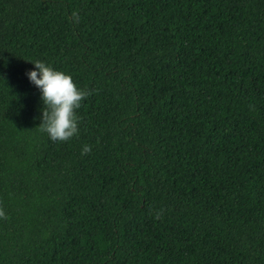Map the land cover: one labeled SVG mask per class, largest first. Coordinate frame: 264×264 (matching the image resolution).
Instances as JSON below:
<instances>
[{
    "label": "trees",
    "instance_id": "obj_1",
    "mask_svg": "<svg viewBox=\"0 0 264 264\" xmlns=\"http://www.w3.org/2000/svg\"><path fill=\"white\" fill-rule=\"evenodd\" d=\"M0 264H264V0H0Z\"/></svg>",
    "mask_w": 264,
    "mask_h": 264
},
{
    "label": "clouds",
    "instance_id": "obj_2",
    "mask_svg": "<svg viewBox=\"0 0 264 264\" xmlns=\"http://www.w3.org/2000/svg\"><path fill=\"white\" fill-rule=\"evenodd\" d=\"M25 70L26 79L39 92L40 130L53 141H66L77 133L75 109L88 93L78 88L70 74L54 69L41 60L31 61Z\"/></svg>",
    "mask_w": 264,
    "mask_h": 264
}]
</instances>
